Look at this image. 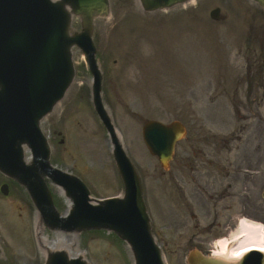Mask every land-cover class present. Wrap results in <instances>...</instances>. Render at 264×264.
Masks as SVG:
<instances>
[{
    "label": "rangeland",
    "instance_id": "rangeland-1",
    "mask_svg": "<svg viewBox=\"0 0 264 264\" xmlns=\"http://www.w3.org/2000/svg\"><path fill=\"white\" fill-rule=\"evenodd\" d=\"M109 1L110 15L98 18L93 31L103 104L126 154L149 188L145 200L165 263L185 264L188 247L208 242L200 235L201 222L206 221L195 201L188 209L193 217L177 205L169 207L167 192L160 187L163 178L153 180L163 176L143 143V120L180 121L187 137L177 146L178 154L193 155L200 149L214 153L218 146L220 155L235 157L236 193L246 182L250 202L243 210L236 201L233 213L239 220L246 218L264 227V17L246 0H197L154 13H143L137 0ZM214 8L220 9L219 21L209 18ZM79 26L80 20L74 19L73 30ZM72 59L75 79L68 91L72 108L54 126L64 136V144L53 141L49 133L53 165L81 177L92 196L106 198L119 192L118 175L106 132L92 112L90 76L76 48ZM222 139L230 142L228 147ZM246 169L257 171V176H245ZM2 183H7L9 192L0 193V264H43L45 257L41 262L35 245L29 198L0 174ZM50 187L63 214L67 202ZM155 198L160 205L154 208L158 218L150 205ZM47 231L54 238L65 236L91 264H133L124 242L104 230ZM225 238L228 234L223 233L215 244Z\"/></svg>",
    "mask_w": 264,
    "mask_h": 264
},
{
    "label": "water",
    "instance_id": "water-1",
    "mask_svg": "<svg viewBox=\"0 0 264 264\" xmlns=\"http://www.w3.org/2000/svg\"><path fill=\"white\" fill-rule=\"evenodd\" d=\"M187 0H140L145 11L170 8ZM264 12V0H251ZM108 12L107 0H0V173L15 180L30 196L50 229L64 232L105 230L123 241L134 264H164L151 231L139 179L115 133L100 99L101 75L95 61L92 23ZM82 30L69 34L71 15ZM218 10L210 13L218 19ZM80 49L93 77L94 109L109 134L112 156L124 190L121 197H90L76 177L55 169L40 121L70 86L74 69L71 47ZM143 139L149 152L165 164L182 136L178 123L148 121ZM30 150L25 161L24 150ZM47 182L58 186L70 201L67 216L53 206ZM7 194V186L1 187ZM264 196V194H263ZM188 264H234L193 251ZM45 264H88L64 251L51 252ZM236 264H264V254L252 252Z\"/></svg>",
    "mask_w": 264,
    "mask_h": 264
},
{
    "label": "flooded vegetation",
    "instance_id": "flooded-vegetation-1",
    "mask_svg": "<svg viewBox=\"0 0 264 264\" xmlns=\"http://www.w3.org/2000/svg\"><path fill=\"white\" fill-rule=\"evenodd\" d=\"M221 143L228 147L230 142ZM214 151L208 153L200 149L193 155L187 152L175 155L161 172L163 182L160 185L168 193L169 199L176 196L180 204L186 207H191V202L195 201L196 206L203 209L206 222H201V236L208 240V251L212 239L235 228L233 211L236 201L240 200L239 206L243 210L250 202V188L246 182L242 183L241 192L236 193L235 157L220 155L218 146Z\"/></svg>",
    "mask_w": 264,
    "mask_h": 264
},
{
    "label": "bare ground",
    "instance_id": "bare-ground-1",
    "mask_svg": "<svg viewBox=\"0 0 264 264\" xmlns=\"http://www.w3.org/2000/svg\"><path fill=\"white\" fill-rule=\"evenodd\" d=\"M25 161H29V157L25 156ZM59 194L62 196L63 191L61 188H58ZM34 235L36 239V244L38 247V252L40 257H43L48 252H51L55 249H63L69 255L74 252L71 244L67 243L65 236L58 237H44L43 236V223L38 214H35L34 220ZM238 239V243L234 246L229 247L226 245V241H221L218 243L220 250L218 253H214V256H219L222 259L230 262H236L240 260L246 254L251 253L252 251L260 252L264 254V244H261L263 235H261V230L257 226L251 225L245 219H242L238 226V231L232 235ZM77 256L78 252H74Z\"/></svg>",
    "mask_w": 264,
    "mask_h": 264
}]
</instances>
